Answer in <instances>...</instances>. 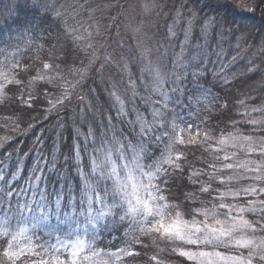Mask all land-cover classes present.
Returning <instances> with one entry per match:
<instances>
[{"label":"snow or ice","instance_id":"6c2138e0","mask_svg":"<svg viewBox=\"0 0 264 264\" xmlns=\"http://www.w3.org/2000/svg\"><path fill=\"white\" fill-rule=\"evenodd\" d=\"M259 4H264V0H259ZM144 7L145 11H150L154 5L145 4ZM56 15L63 18L59 11ZM205 19L207 23L201 21L205 23V30L212 25L220 26L221 21L215 17ZM43 67L50 68V65L45 63ZM146 70L153 74V91L160 97L158 106L152 109L151 121L142 115H137L135 121H128L135 132L132 139L116 128L111 116L106 117L102 130L97 125L96 133L91 127L88 135L77 129L78 140L73 142L69 155L63 157L61 167L73 164L79 183H73L72 176L59 169H56L55 183L49 184L48 178L38 174L42 173L39 166L26 177L0 167V264H123L124 258L135 259L141 255L138 251H130L129 247L139 245L146 248L159 243L168 244L171 252L192 264H264V235H257L264 234V199H256L264 197V187L256 186L257 182L264 184V165L255 161L235 165L223 163V169H244L247 174L220 177L221 185L227 187L225 191L213 188L211 184H201V193L211 197L207 202L211 207L203 206L206 202L194 198L191 193L186 194L179 204L168 203L169 198L161 194L166 191L162 185L170 181L173 172L183 171L181 156L173 155L174 144L177 141L179 144L197 142L194 137L185 141L176 135V121L183 116L185 109L191 107L193 95L189 94L188 85L199 89L200 73L196 70L189 72L186 66H181L179 73L171 74L168 89L164 90L159 68L149 65ZM23 71L27 73L29 70ZM36 79L53 83L50 77L38 76ZM23 82L3 74L0 98L10 99L3 91L7 85L13 86L8 91L18 90ZM60 86L57 82L56 88ZM78 87L79 81L69 84L71 89ZM40 95L45 96L46 101L52 97L48 101L52 104L49 111L57 113L67 107L65 101L71 103L73 98L68 90L59 96L43 91ZM116 99L120 105L116 115L126 117L123 101L118 96ZM18 102L31 108L37 97L21 93ZM56 105L60 107L56 108ZM169 124L173 136L168 131H161ZM229 139L235 140L236 137L230 136ZM245 139L251 141L250 137ZM162 143L167 154L155 159L153 149L158 150L157 146ZM219 143L224 145L227 141L221 139ZM256 149L264 157V143L258 144ZM254 150L248 148L249 152ZM81 151L87 154L90 162L87 175L81 170ZM230 159L227 154L222 157L223 161ZM248 164H255V167L249 168ZM211 167L215 169V164ZM53 168H56L55 163ZM201 175L200 171H194L188 179L195 185ZM233 180L237 184L249 180L253 183L237 187L232 184ZM214 192L216 196L212 195ZM245 197L253 199L239 203ZM188 200L192 203L184 202ZM225 200L229 202L225 203ZM197 203L202 206L194 207L193 204ZM246 214L258 219L249 220ZM124 227L136 233L131 241H126V247L116 251L99 248L97 241L102 233ZM52 240L55 243H51ZM143 240H148L149 245H144ZM151 259L160 264L156 256Z\"/></svg>","mask_w":264,"mask_h":264},{"label":"trees","instance_id":"16d2710c","mask_svg":"<svg viewBox=\"0 0 264 264\" xmlns=\"http://www.w3.org/2000/svg\"><path fill=\"white\" fill-rule=\"evenodd\" d=\"M177 1L181 6L188 3L186 6L191 5L200 16L207 17L209 14L216 16L221 23L219 27L215 26L213 36L206 44L193 45L191 64L193 69L189 72L196 70L200 73L201 87L197 89L191 84L188 85L189 94L193 95V99L191 107L185 109L183 116L176 121L178 124L176 135L182 136L185 141L194 137L197 142L179 144L177 141L174 144L173 155L181 156L183 171L173 172L170 181L162 185L166 191L161 194L169 198L168 203L179 204L186 194L191 193L194 198L206 202L203 206L211 207L212 205L207 203L211 197L201 193V184L203 186L211 184L213 188L225 191L227 187L221 185L220 177L247 174L244 169H223V163L235 165L255 161L256 164L264 165V157L260 156L256 149L257 143L251 153L243 148L221 149L222 145L219 143L221 139L226 140L230 136L250 137L251 142L264 140V4H259V0H246L248 3L252 2L255 7L248 14H242L238 11L237 5L229 0L219 4H212L207 0ZM156 2H158L156 10L146 19L150 26L156 28L155 31L159 35L162 26L168 25L164 18L170 10V1ZM15 16L2 17L11 20L0 22V73H2L0 83L3 82V74H8L9 79H22L24 82L18 90L13 88L12 91H8V88L13 86L7 85L3 91L10 99L0 98V136L3 134L12 136L0 150V167L8 165L6 168L9 172L18 171V176L26 177L32 174L34 167L39 166L42 173L38 174L48 178L49 184L55 183L56 169H59L61 172L69 173L73 183H79L73 164L61 167L63 157L69 155L73 142L78 140L77 129L86 135L91 127L96 133L97 125L102 130L106 117L111 116L116 128L123 130L124 135L132 139L135 132L131 130L128 121L133 118L134 111L143 112L149 121L151 112L144 106L139 107L131 91L125 92L124 83L117 89L115 83L122 82L117 80L102 82L103 79H97V71L95 75L86 78L85 85H79L71 103L64 102L66 108L60 109L58 113L54 110L49 111L52 104L48 101L52 97H48L46 101L45 96L40 93L43 91L59 96L63 91V83L69 79L67 72L85 63L82 56L84 54L75 55L74 41L51 11H42L33 6L29 9H20L18 6ZM108 22L110 23V20ZM220 38L222 39L219 40ZM45 63L49 64L50 68H44ZM24 69L29 71L25 73ZM38 76L53 78V83L47 84L44 80H38L36 79ZM57 82L61 85L59 88H56ZM21 93L33 94L37 97V102L31 108L19 103ZM118 95L125 100L124 110L127 113L126 117L120 119L115 113L119 106L115 101ZM12 97L15 99H11ZM80 97H83V100ZM24 98L27 99L26 96ZM159 99L156 97L154 100L155 107L158 106ZM251 121L256 123L252 124ZM57 126H61L63 130L58 135L53 134ZM181 128L185 131L180 132ZM161 131H168L169 135L173 136L170 124ZM156 135H160V132H156ZM163 139L171 142L168 138ZM157 147L158 150L153 149L154 158L159 159L162 154L166 156L165 144ZM225 154L231 157L229 161L222 160ZM81 155V170L87 175L90 171V162L85 152L81 151ZM53 163L56 168H53ZM213 164L215 169L211 167ZM248 167H255V164H248ZM194 171L202 173L195 185L188 179ZM251 183L253 182L250 180L238 184L235 180L232 181L237 187H247ZM256 186L264 187V184L257 182ZM212 195L216 196L217 193L214 192ZM172 197L179 199H171ZM251 199L253 197H245L239 203L244 204ZM184 202L192 203L191 200ZM224 202L227 203L229 200ZM193 206L202 205L197 203ZM246 218L253 221L258 219L257 216L248 214ZM135 235V232L124 227L119 231L102 233L97 243L101 249L116 251L117 248L126 247V241H131ZM51 243H55V240ZM143 244L148 246L149 241L143 240ZM129 250L138 251L141 255L135 259L124 258L123 264H157V261L151 259L153 256H156L160 264H192L186 258L171 252L166 243L146 248L136 245L129 247Z\"/></svg>","mask_w":264,"mask_h":264},{"label":"rangeland","instance_id":"374dc122","mask_svg":"<svg viewBox=\"0 0 264 264\" xmlns=\"http://www.w3.org/2000/svg\"><path fill=\"white\" fill-rule=\"evenodd\" d=\"M156 1L158 0H35L33 3V0H0V22L11 20L2 17L14 18L18 6L20 9H29L33 6L42 11H51L74 41L75 55L84 54L82 56L85 59V63L67 72L69 79L67 83H63V91L68 90L74 95L77 88L71 89L69 84H76L79 81V85H85L86 78L95 75L97 71V79H103L102 82L114 80L122 82L115 83L117 89L124 83L125 92L131 91L139 107L144 106L152 113L155 107L154 100L159 96L153 91L155 87L153 74L146 70V66L159 68L163 88L167 90L173 72L179 73L181 66H186L188 71L193 69L191 65L193 45L206 44L212 38L215 29V25H212L205 30L207 23L205 18H213L212 14L203 17L198 15L197 10L191 5L186 6L188 3L181 6L179 1L169 0L170 10L164 18L168 25L166 24V27L163 25L162 32L158 35L156 28L150 26L146 19L156 10L158 3ZM223 1L225 0H207L212 4ZM229 1L234 2L242 14H248L255 7L252 2L248 3L246 0ZM145 4L154 7H151L150 11H145ZM57 11L63 14V18L57 17ZM202 20L205 23H201ZM221 29L222 27L219 31ZM185 74L187 75V72ZM118 97L125 103L121 96ZM115 101L119 105V101L117 99ZM134 112L131 121H135L137 115L147 118L143 112ZM60 127L57 126L53 134H61L63 130ZM130 128L132 130L131 124ZM11 138L12 136L7 134L0 136V150ZM226 141L221 149L243 148L248 151L249 147L254 149L255 143H264V140L249 142L245 137H236L235 140L227 138ZM242 175L243 173L240 174Z\"/></svg>","mask_w":264,"mask_h":264}]
</instances>
